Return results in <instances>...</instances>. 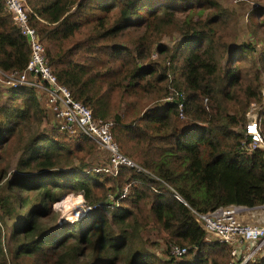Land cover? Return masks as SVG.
<instances>
[{"label":"trees","instance_id":"16d2710c","mask_svg":"<svg viewBox=\"0 0 264 264\" xmlns=\"http://www.w3.org/2000/svg\"><path fill=\"white\" fill-rule=\"evenodd\" d=\"M25 1L29 23L38 32L57 82L90 108L95 119H112L111 134L120 151L154 176L125 165L115 175L86 170L85 160L94 148L91 139L56 127L49 133L34 129L45 111L35 89L11 88L8 105L2 103L0 90V161L20 151L15 170L36 172L5 179L7 169L0 167V222L7 218L14 223L13 257L38 255L42 264H169L134 243L150 224L167 244L187 247V257L177 264H228L229 248L207 242L192 208L208 212L264 203L263 153L241 150L244 133L235 129L249 121L250 101L261 97L256 81L242 84L236 65L255 46H228L225 67L217 68L214 55L220 47L224 52L227 43L210 28L225 13L216 0ZM210 7L218 11L201 20ZM176 13L185 15L178 18ZM172 26L183 39L167 54L159 42ZM132 28L141 30L126 40ZM154 45L158 55H167L151 59ZM29 55L26 38L0 0V70H23ZM260 61L264 64V47ZM170 87L182 110L176 101L147 107L168 97ZM260 114L264 137V111ZM180 117L187 118L185 125ZM79 191L90 206L101 207L91 208L90 224L77 232L74 225L59 226L65 238L74 239L63 245L65 238L49 233L40 220L51 213V202L61 207L64 195ZM109 193L117 203L114 209L106 203ZM92 236L94 245H81L90 244ZM247 264H264V254Z\"/></svg>","mask_w":264,"mask_h":264},{"label":"built area","instance_id":"2783aa9c","mask_svg":"<svg viewBox=\"0 0 264 264\" xmlns=\"http://www.w3.org/2000/svg\"><path fill=\"white\" fill-rule=\"evenodd\" d=\"M4 2L6 11L10 13L13 23L26 38L30 49L29 59L23 70L14 72L0 70V74L3 73L8 78L5 82L10 88L27 86L44 93L45 106L52 116V126L69 135L83 134L97 143L99 148L108 154L109 163L97 168L96 171L115 175L119 166L125 165L154 176L120 151L111 134V127L114 124L112 119H95L90 108L74 99L70 90L57 82L48 65L44 45L39 39L38 32L29 23L30 9L26 1L4 0ZM164 99L165 101H176L179 109L182 110V103L173 94ZM243 133L239 148L247 152L258 149L264 156V137L260 131L258 119L253 118L247 121L243 127ZM155 179L167 185L159 177L155 176ZM126 190L127 187L124 188L120 197L124 196ZM175 196L179 197L176 194ZM112 198L114 195L109 193L107 203H111V206L117 205L116 202L110 201ZM192 212L206 235H212L218 242L230 249L231 264H247L263 256L264 203L251 207L231 204L208 212H199L192 208ZM186 251L187 247L175 245L170 247L169 254L180 257Z\"/></svg>","mask_w":264,"mask_h":264},{"label":"rangeland","instance_id":"374dc122","mask_svg":"<svg viewBox=\"0 0 264 264\" xmlns=\"http://www.w3.org/2000/svg\"><path fill=\"white\" fill-rule=\"evenodd\" d=\"M217 3L225 9V13L221 15L222 17H219L218 23H213L210 25V28H214L215 32L220 35L221 41L227 43L226 47L223 52V47L217 48V52L214 55V62L217 65L218 69H222L225 67V63L228 58V46L232 45H240V44H253L255 46V51L247 55L244 59H242L240 62H238L236 65L240 69L243 81V85L249 84L251 81H256L258 85H260V101H250L247 107L246 111V118L247 120L256 118L259 121V125L261 122V111H264V64L260 61V52L262 51L264 47V0H216ZM96 3V0H95ZM29 8V7H28ZM216 9L215 7L207 8L204 12V14L201 16V20H205L209 17H212L215 15ZM185 14L176 13V16L178 18H182ZM133 30H129L128 33L125 34V39L131 41L137 33L140 32L141 29L138 28H132ZM205 29V28H204ZM183 39V36L177 32L174 27L172 26L169 29V32L164 34L161 37L160 44L165 45L167 47V54L174 50L177 43ZM124 41V40H123ZM112 45H116L118 43L110 42ZM122 44H129V43H122ZM128 49L134 53L131 46L127 45ZM223 52V56L219 59L218 55ZM167 54L158 55L155 50V45L151 53V59L160 60L162 57H165ZM5 80H8V78L1 73L0 74V90L2 93V103L8 105V96H9V90L11 89L9 84L5 82ZM251 80V81H250ZM36 93V96L40 102L41 107L45 110L43 112V118L39 125L33 124L34 129H37L38 131L42 133H49L52 129V116L51 112L47 109L45 106V94L34 90ZM174 90H172V87L169 88V96L172 95ZM175 97V96H174ZM165 101V99H160L158 101H150L147 105L148 108L155 107L158 104H161ZM181 119V125H185L188 121L185 117H180ZM247 122V121H246ZM245 122V123H246ZM237 131H242L239 127H235ZM79 134V133H78ZM46 135V134H45ZM77 135V134H76ZM94 144V145H93ZM94 146L92 153L86 158V162L88 164L86 170H95L99 167H103L109 163V156L106 152H104L102 149L99 148V145L97 143H93ZM7 159H2L0 161V167H6V178L5 179H11L15 175H36V172H31L28 174H21L15 170V164L16 160L20 155V151L13 153L9 152ZM4 182V180L2 181ZM2 182H0V192H2L1 185ZM23 196L30 197L31 194L22 193ZM72 196V197H78L82 196L83 198V205L81 207L77 208V204H73L74 206L70 209H66L65 207V197ZM63 198L60 200L61 207H58V201L51 202L50 206V214H47L45 216H42V219L40 220L41 226L45 227V229L49 230V233H53L57 235V237L61 240L62 238H65V233L63 232V229H59V226H64L65 224H69L70 227L74 225V231L77 232L81 230L83 227H86L91 222L90 213L92 214L91 209H89L90 204L89 201L85 200L81 192H70L66 195H64ZM179 198V197H177ZM113 199V198H112ZM181 199V198H180ZM59 200V199H58ZM106 202V201H105ZM107 203V202H106ZM109 208L114 209L116 204L112 205L110 203ZM94 206V205H93ZM96 206L101 207V204H96ZM95 206V207H96ZM25 209L22 211L25 213ZM74 209H80L82 210V215L76 218H73L74 216ZM110 211L104 212L106 214V217L108 219V223L111 226L112 220L110 219ZM0 244L2 247V252L4 255V259H0V264H42V260L40 256L34 255V256H20L18 258L13 257V250L15 248V244L13 243V239L11 237V232L13 231L14 223L11 219L3 218V221L0 222ZM113 228H116V226L112 225ZM65 229V227H64ZM62 230V232H61ZM91 234L89 235V237ZM65 240V241H64ZM63 241V245H70L74 239L70 237H66ZM94 237L92 236L88 243H82L81 245H86V248L88 245H94L92 242L94 241ZM207 242L211 241H217L215 237L212 235H206ZM135 245H138L140 247H143L144 249H147L149 252L154 254L158 259L169 261V264H177L182 259H185L187 255H183L180 257L171 256L169 254V249L171 246H180L175 243H166L164 239L161 238L160 233L151 227L150 224L145 226L143 228V231L137 235V237L134 239ZM168 249V250H166ZM48 252L50 253L51 251ZM230 251V249H229ZM185 256V257H184ZM50 259L49 257H46ZM88 259V263L92 261L91 258V250L88 252V255L85 260ZM84 260V261H85ZM83 261V262H84ZM232 263V257L229 252V258H228V264Z\"/></svg>","mask_w":264,"mask_h":264},{"label":"bare ground","instance_id":"6f19581e","mask_svg":"<svg viewBox=\"0 0 264 264\" xmlns=\"http://www.w3.org/2000/svg\"><path fill=\"white\" fill-rule=\"evenodd\" d=\"M65 203H66V209L68 210L69 208L71 209L75 204H77V208L78 207H81L83 205V198L82 196H76V197H72V196H67L65 197ZM75 212H74V216L73 218H76V217H79L82 215V210L80 209H74Z\"/></svg>","mask_w":264,"mask_h":264}]
</instances>
